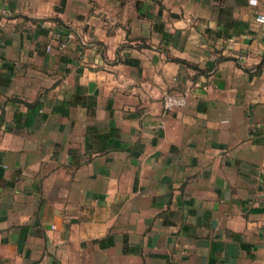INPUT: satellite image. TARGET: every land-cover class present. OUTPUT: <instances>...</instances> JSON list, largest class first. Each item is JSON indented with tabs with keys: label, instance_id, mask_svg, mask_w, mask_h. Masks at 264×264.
<instances>
[{
	"label": "crops",
	"instance_id": "obj_1",
	"mask_svg": "<svg viewBox=\"0 0 264 264\" xmlns=\"http://www.w3.org/2000/svg\"><path fill=\"white\" fill-rule=\"evenodd\" d=\"M257 14L0 0V264H264Z\"/></svg>",
	"mask_w": 264,
	"mask_h": 264
},
{
	"label": "built area",
	"instance_id": "obj_2",
	"mask_svg": "<svg viewBox=\"0 0 264 264\" xmlns=\"http://www.w3.org/2000/svg\"><path fill=\"white\" fill-rule=\"evenodd\" d=\"M255 20L264 23V14H257ZM187 103V92H165L162 96V107L165 112L183 107Z\"/></svg>",
	"mask_w": 264,
	"mask_h": 264
}]
</instances>
